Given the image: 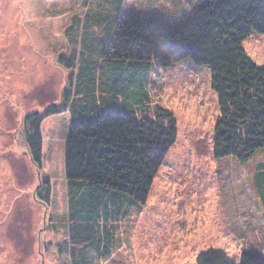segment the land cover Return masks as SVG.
I'll use <instances>...</instances> for the list:
<instances>
[{"label":"rangeland","instance_id":"obj_1","mask_svg":"<svg viewBox=\"0 0 264 264\" xmlns=\"http://www.w3.org/2000/svg\"><path fill=\"white\" fill-rule=\"evenodd\" d=\"M111 3L0 0V264L68 263L54 244L63 241L61 228L67 219L64 149L69 115H51L40 123V171L26 147L33 121L23 119L63 104L69 76L56 59L80 50L66 31L86 14L114 12ZM198 4L122 0L118 8L140 20L179 27ZM91 30L101 35L97 26ZM243 48L255 63L264 64V34L251 33ZM146 85L149 117H157L156 106L167 109L175 119L176 135L145 204L118 222L120 247L98 264H196L198 253L209 248L238 260L243 228L253 226L264 236V203L253 180L257 166H264V148L246 163L215 165L212 138L218 107L207 67L184 60L155 69ZM44 181L50 186L47 205L34 197Z\"/></svg>","mask_w":264,"mask_h":264},{"label":"trees","instance_id":"obj_2","mask_svg":"<svg viewBox=\"0 0 264 264\" xmlns=\"http://www.w3.org/2000/svg\"><path fill=\"white\" fill-rule=\"evenodd\" d=\"M120 3L112 0V13L74 19L66 36L80 50L56 59L69 76L63 104L23 119L33 121L26 147L40 171V123L51 115H69L64 149L67 219L63 241L54 244L67 264H98L120 247L118 222L145 204L173 143V115L156 106L157 117H149L146 84L155 69L184 60L209 69L218 107L212 157L219 168L246 163L264 148V64L255 63L243 48L251 33L264 34V0H199L190 20L179 27L130 16L118 8ZM92 25L101 35L93 33ZM253 180L264 203V166H257ZM49 194L48 181L34 190L45 205ZM260 226L264 229V223ZM257 233L253 226L242 229L238 260L209 248L195 262L264 264V236Z\"/></svg>","mask_w":264,"mask_h":264}]
</instances>
